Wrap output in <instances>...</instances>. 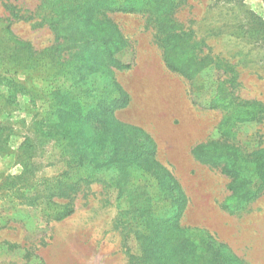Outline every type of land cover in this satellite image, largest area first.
<instances>
[{"label":"rangeland","instance_id":"1","mask_svg":"<svg viewBox=\"0 0 264 264\" xmlns=\"http://www.w3.org/2000/svg\"><path fill=\"white\" fill-rule=\"evenodd\" d=\"M173 1L167 13L107 15L126 39L116 56L130 66L115 70L114 78L129 93L130 103L109 115L106 134L102 126H75L69 118L57 125L54 116L43 119L48 103L37 89L44 93L49 83L33 68L5 73L7 58L0 57V264H140L138 240L118 221L136 207L135 192L146 177L152 187L157 185L144 174L142 159H127L133 164L125 172L129 178L122 194L110 178L125 174L114 169L108 172V185L80 183L69 197L50 185L66 172L77 180V151L90 145L100 160L102 145H114L131 126L152 138L155 158L178 181L186 201L180 224L212 235L222 244L227 264H264V185H255L253 177L234 192L232 177L222 172L225 164L234 163L232 157L217 156L211 164L192 153L199 143L226 145L246 166L240 178L251 176L256 159H264V118L235 120L223 134L226 111L212 104L221 94L219 84L230 78L228 86L240 100L264 108V0ZM40 2L0 0L2 46L7 26L35 50L55 42L48 25L38 24ZM166 16L191 31L199 42L197 53L213 59L192 81L164 61L166 38L157 22ZM226 63L234 65V73L225 72ZM62 128L70 131L59 142ZM137 138L142 142L144 134ZM67 205L73 212L57 218Z\"/></svg>","mask_w":264,"mask_h":264},{"label":"trees","instance_id":"2","mask_svg":"<svg viewBox=\"0 0 264 264\" xmlns=\"http://www.w3.org/2000/svg\"><path fill=\"white\" fill-rule=\"evenodd\" d=\"M173 5V0H41L37 10L38 24L48 25L55 34V42L45 49L35 50L31 43L20 40L7 26L2 30L3 46L0 42V57L7 58L2 69L5 73L18 74L33 68L49 83L48 91L43 93L37 89L42 92L40 99L48 103L43 119L54 116L57 125L69 118L72 125L102 126L103 134H106L111 123L109 115L130 103L129 93L114 78L115 70L130 66L116 56L126 45V39L119 26L107 15L117 12L167 13ZM157 26L165 34L163 58L171 70L192 81L209 63H213L209 55L197 53L199 42L191 31L185 30L172 17L159 19ZM215 65L218 67L219 61ZM234 71L233 64H225V72ZM230 81L229 78L219 84L221 94L212 101L214 107L226 111L221 123L223 134L235 120L264 118L261 103L240 100L228 86ZM69 131L62 128L57 141L65 139L62 134ZM140 133L144 134L142 142L137 138ZM226 147L218 142L199 143L193 147L192 153L201 162L211 164L216 163L217 156L232 157L234 163L225 164L222 172L232 177L229 187L234 192H238L245 182H252L253 177H256L255 185H264V159H256L251 176L240 178V171L246 166ZM94 151L90 145L77 151L79 158L75 162V174L80 173L77 180L71 179L70 173L66 172L52 178L50 185L62 196L69 197L80 183L108 185V172L114 169L128 173L133 163H127V159H142L144 174L154 178L157 185L152 187L146 177L145 185L136 189V207L124 212L118 221L122 231L133 233L138 240L140 264H227L221 251L222 244L212 235L203 229L180 224L185 195L170 170L155 158L156 145L148 134L131 126V131L114 145H102L97 151L98 155L103 154L100 160L94 159ZM128 178V174L113 176L111 186L121 189L122 194V186ZM72 212L67 205L57 213V218H64Z\"/></svg>","mask_w":264,"mask_h":264},{"label":"bare ground","instance_id":"3","mask_svg":"<svg viewBox=\"0 0 264 264\" xmlns=\"http://www.w3.org/2000/svg\"><path fill=\"white\" fill-rule=\"evenodd\" d=\"M140 82V81H139ZM142 90H143V88H142ZM136 91V90H135ZM135 99V98H134ZM138 99V98H137ZM137 101V100H136ZM141 103V102H140ZM136 105V104H135ZM188 123V122H187ZM193 125V124H192Z\"/></svg>","mask_w":264,"mask_h":264}]
</instances>
